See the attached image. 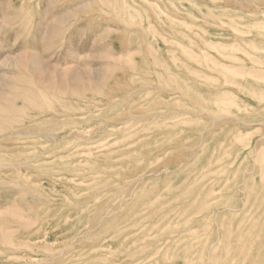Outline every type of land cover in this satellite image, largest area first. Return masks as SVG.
I'll return each mask as SVG.
<instances>
[{
	"label": "rangeland",
	"instance_id": "rangeland-1",
	"mask_svg": "<svg viewBox=\"0 0 264 264\" xmlns=\"http://www.w3.org/2000/svg\"><path fill=\"white\" fill-rule=\"evenodd\" d=\"M0 264H264V0H0Z\"/></svg>",
	"mask_w": 264,
	"mask_h": 264
}]
</instances>
